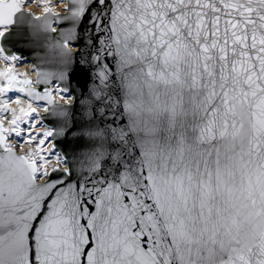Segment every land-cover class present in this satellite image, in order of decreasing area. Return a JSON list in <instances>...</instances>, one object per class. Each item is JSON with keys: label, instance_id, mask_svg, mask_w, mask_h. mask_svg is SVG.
Listing matches in <instances>:
<instances>
[{"label": "snow or ice", "instance_id": "obj_1", "mask_svg": "<svg viewBox=\"0 0 264 264\" xmlns=\"http://www.w3.org/2000/svg\"><path fill=\"white\" fill-rule=\"evenodd\" d=\"M0 60V264H264V0H0Z\"/></svg>", "mask_w": 264, "mask_h": 264}, {"label": "water", "instance_id": "obj_2", "mask_svg": "<svg viewBox=\"0 0 264 264\" xmlns=\"http://www.w3.org/2000/svg\"><path fill=\"white\" fill-rule=\"evenodd\" d=\"M24 13H32L24 10ZM44 16V13L37 15ZM41 22L32 20L25 16L23 20L18 18L16 27V36L20 45H13L11 51L15 54L25 57L34 70L33 82L36 81V72L55 71L56 65L52 62V54L49 46L54 43L50 32L44 31L40 27ZM69 51H73L69 49ZM45 116V113H41Z\"/></svg>", "mask_w": 264, "mask_h": 264}, {"label": "bare ground", "instance_id": "obj_3", "mask_svg": "<svg viewBox=\"0 0 264 264\" xmlns=\"http://www.w3.org/2000/svg\"><path fill=\"white\" fill-rule=\"evenodd\" d=\"M54 1L55 0H50V3L51 2L54 3ZM55 3H56V1H55ZM34 4L26 6L24 8V10L30 11L36 16L37 15H41L42 13H44L41 9L37 10V12L36 11L33 12L34 11V8H33ZM65 7H66V5L62 4L61 7L56 8L55 11L59 12V13H63V10H64ZM6 66H7L6 62L4 60H0V71L5 70ZM15 70H16V72H18L20 74L27 73L28 74L27 78L33 81L34 70H33L32 66H31L30 62L25 57H21V59L16 62V69ZM15 95H17V94L16 93H10L9 94V96H15ZM58 103L62 104V102H59V101H58ZM15 107H16V105H13V108H15ZM41 113H43V112H41ZM42 129L40 128L39 130L43 131ZM27 149H28V146L25 145V147L20 150V154H23V152H25V151H30L31 150L30 146H29V150H27Z\"/></svg>", "mask_w": 264, "mask_h": 264}, {"label": "rangeland", "instance_id": "obj_4", "mask_svg": "<svg viewBox=\"0 0 264 264\" xmlns=\"http://www.w3.org/2000/svg\"><path fill=\"white\" fill-rule=\"evenodd\" d=\"M55 1L57 2V0H55ZM55 1H54V3H52V2H51V3H52V4H55ZM33 4H34V3H30L29 5H33ZM35 5H36V6H35ZM60 7H61V5H60ZM33 8H34V11H33V12H35V11L37 12V10H40V9L42 10V8H41V7H38L36 3L34 4V7H33ZM58 8H59V7H58ZM42 11H43V10H42Z\"/></svg>", "mask_w": 264, "mask_h": 264}, {"label": "built area", "instance_id": "obj_5", "mask_svg": "<svg viewBox=\"0 0 264 264\" xmlns=\"http://www.w3.org/2000/svg\"><path fill=\"white\" fill-rule=\"evenodd\" d=\"M42 129V128H41ZM43 131L45 130L44 128L42 129ZM31 149V148H30ZM27 150H29V146H28V149Z\"/></svg>", "mask_w": 264, "mask_h": 264}]
</instances>
